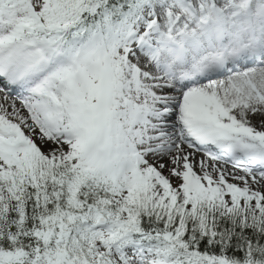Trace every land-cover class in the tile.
<instances>
[{"label":"snow or ice","instance_id":"obj_1","mask_svg":"<svg viewBox=\"0 0 264 264\" xmlns=\"http://www.w3.org/2000/svg\"><path fill=\"white\" fill-rule=\"evenodd\" d=\"M0 264H264V0H0Z\"/></svg>","mask_w":264,"mask_h":264}]
</instances>
